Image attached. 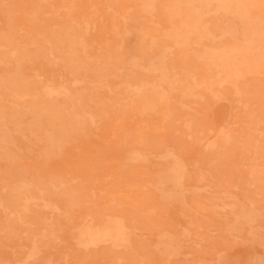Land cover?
<instances>
[{
    "label": "bare ground",
    "instance_id": "obj_1",
    "mask_svg": "<svg viewBox=\"0 0 264 264\" xmlns=\"http://www.w3.org/2000/svg\"><path fill=\"white\" fill-rule=\"evenodd\" d=\"M46 1L37 0L36 4ZM109 4L105 2L113 17L115 59L120 65L114 69L108 66V72L119 77V93L123 95L119 96H139L140 110L146 114V121L137 125L121 152L108 158L112 183L136 179L140 188L149 189L152 198L137 196L132 206L143 217L140 224L158 233L155 249L145 250L144 257L113 255L105 264L161 263L166 255L171 257L168 254L194 250L188 241L211 244V225L233 240L238 239L241 228L261 238L264 207L246 196L249 190L244 185L257 183L264 188V0H109ZM65 8L62 3L54 15ZM5 13L0 26V151L11 152L13 133L26 140H40L51 149L69 130L93 118L89 104L79 108L75 101L84 90L91 91L87 72L97 71L91 68L92 63L82 65L67 51L74 40L67 32L57 37L55 45L48 41L41 46L34 38V32L39 35L40 31L35 30L27 39L30 45L22 51L16 44L21 28L14 27L11 10ZM37 13H32L35 21ZM26 56L31 60L41 57L48 67L33 73V88L26 82L30 75L23 71ZM59 63L63 76L53 69ZM101 83L97 79V84ZM7 94L12 96L11 112L4 101ZM227 94L243 106L231 122L233 131L218 129L204 152L197 153L196 144L216 129L218 112L214 106ZM54 98H58L56 104ZM27 111L36 112L31 123L23 120ZM41 112L52 113V118L40 119ZM244 148L251 149L252 158L261 165L247 177L243 170H235L227 178L212 161L211 153L216 152L220 160ZM12 188L45 187L20 179ZM213 188L218 192H211ZM26 198L17 204L19 215L30 210ZM155 199L159 209L151 205ZM184 206L202 212L203 220L189 226L172 221L170 214H180ZM81 211L82 220L70 226L77 246L87 249L100 242L111 247L130 245L136 223L133 218L113 213L103 220L97 209ZM5 213H9L6 221L14 219V210L6 209ZM45 226L53 228L54 223L45 222ZM10 232L2 244V252L15 261L9 264H30L55 249L36 238L18 240L12 227ZM159 249L165 253L155 257ZM220 259L221 253L215 251L212 264H221Z\"/></svg>",
    "mask_w": 264,
    "mask_h": 264
},
{
    "label": "rangeland",
    "instance_id": "obj_2",
    "mask_svg": "<svg viewBox=\"0 0 264 264\" xmlns=\"http://www.w3.org/2000/svg\"><path fill=\"white\" fill-rule=\"evenodd\" d=\"M36 1L0 0V26L3 25L1 19L5 21V11L11 10L12 14H9L14 27L21 28L17 30L19 40L16 44L22 51L30 45L27 39L35 30L40 31L39 35L34 32V38L41 46L47 45L48 41L55 45L57 37L64 32L73 34L74 40L67 51L73 52L82 65L92 63L91 68L97 71L87 72L86 78L93 84L91 91L84 90L75 101L79 108H86L89 104L93 118L86 120L79 128L69 130L51 149L46 148L40 140H26L13 133L15 145L10 147L11 152L0 151V264L15 262L2 252V244L11 233L10 227L18 232V240L36 238L55 246L51 253H43L41 249L39 253H43L42 258L38 257L30 264H105L113 255L142 258L145 250L155 249L158 231L144 228L140 224L143 217L133 208L132 203L137 196L152 198V195L148 188H140L136 179L129 182L124 178L121 184H113L108 158L113 152H121L137 130V125L146 121V114L140 110L139 96L121 97L119 77L107 69L108 66L114 69L120 65L115 59L113 17L111 10L105 7V2L109 4V0H48L40 5ZM62 3H65L66 8L55 16V11ZM37 11L35 21L32 13ZM65 60L66 58L62 59L64 66ZM62 63L53 67L60 76L65 75ZM22 64L24 73L30 75L26 82L33 88V73L37 72L36 69L43 72L48 67L41 57L31 60L26 56ZM135 73L141 76L138 70ZM40 77L45 78L43 75ZM97 79L102 80V83L97 84ZM31 88L28 89L30 93L33 91ZM3 96L8 105L7 112H11L9 101L12 96ZM52 100L56 104L58 98ZM245 103L250 104L248 100ZM214 108L218 112L215 116L216 129L211 130V134H207L196 144L197 153L204 152L207 142L215 139L214 133L218 129L229 128L233 131L231 122L243 106L227 94ZM35 114L36 112L27 111L23 120L31 123L36 118ZM39 118L50 120L52 113L41 112ZM172 145L178 150L176 144ZM256 152L259 157L262 156L261 148ZM211 158L227 178L235 170H243L247 177L250 172L255 173L261 167L260 162L252 158V150L249 148L236 149L235 154L220 160L214 152L211 153ZM216 174L217 171H214L215 176ZM20 179L36 182L45 188H19L17 191L12 185ZM244 188L249 190L246 192L247 197L264 207V188L257 183H245ZM213 189L211 192H218L217 188ZM30 196L32 198H26ZM25 198L29 201L30 210L19 215L17 204ZM45 202L48 206H44ZM151 205L156 209L160 208L156 199ZM86 207L99 210L103 220L113 213L127 219L133 218L136 223L130 236V245L111 247L100 242L87 249L77 246L70 226L82 220L81 210ZM6 209L15 211L14 219L6 221L9 214L5 213ZM158 216L159 212L155 218ZM203 217L202 212L189 206L182 207L178 215L170 214V219L179 226L197 224ZM45 222L54 223V227L45 226ZM8 224H11L9 228L6 227ZM211 231V244L194 245L188 241L194 250L168 254L170 258H165L166 255L161 263L155 261L153 264H212L215 261V251L221 253V264H264V230L262 237L257 239L245 228H241L237 240L224 236L214 225H211ZM160 253L165 252L159 249L155 257Z\"/></svg>",
    "mask_w": 264,
    "mask_h": 264
}]
</instances>
